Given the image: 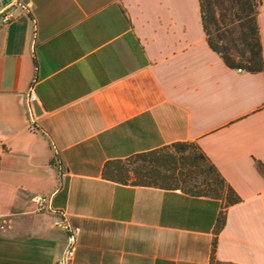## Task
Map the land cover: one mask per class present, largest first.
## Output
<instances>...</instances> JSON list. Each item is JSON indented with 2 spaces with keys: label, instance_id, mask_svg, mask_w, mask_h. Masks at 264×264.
<instances>
[{
  "label": "crops",
  "instance_id": "obj_1",
  "mask_svg": "<svg viewBox=\"0 0 264 264\" xmlns=\"http://www.w3.org/2000/svg\"><path fill=\"white\" fill-rule=\"evenodd\" d=\"M25 1L0 23V264H60L56 218L79 228L67 264H264V62L228 66L199 0ZM257 22L264 61V0ZM175 142L197 144L240 201L102 176Z\"/></svg>",
  "mask_w": 264,
  "mask_h": 264
},
{
  "label": "trees",
  "instance_id": "obj_2",
  "mask_svg": "<svg viewBox=\"0 0 264 264\" xmlns=\"http://www.w3.org/2000/svg\"><path fill=\"white\" fill-rule=\"evenodd\" d=\"M206 39L231 67L250 72L263 69L257 15L261 0H199ZM218 14V17L216 16ZM104 179L131 186L154 187L224 199V208L240 201L199 146L175 142L156 150L105 163ZM225 223L220 213L217 232ZM216 239L213 243L214 256Z\"/></svg>",
  "mask_w": 264,
  "mask_h": 264
},
{
  "label": "built area",
  "instance_id": "obj_3",
  "mask_svg": "<svg viewBox=\"0 0 264 264\" xmlns=\"http://www.w3.org/2000/svg\"><path fill=\"white\" fill-rule=\"evenodd\" d=\"M29 3L25 0H0V23L8 24L14 21L19 12H27L29 10ZM239 72H244L243 67H237ZM37 101L36 95L33 92L32 85L29 86V92L25 98V106L29 119L35 115L34 103ZM50 197L47 196H35L32 198V203L41 210L44 208L45 204L49 201ZM55 227L63 229L67 234L66 246L62 256L60 264H67L71 259H73L76 249H77V235L79 233V228L72 227L64 218H56L53 221ZM2 228V227H1Z\"/></svg>",
  "mask_w": 264,
  "mask_h": 264
},
{
  "label": "water",
  "instance_id": "obj_4",
  "mask_svg": "<svg viewBox=\"0 0 264 264\" xmlns=\"http://www.w3.org/2000/svg\"><path fill=\"white\" fill-rule=\"evenodd\" d=\"M34 106H35V113H36V114H39V112H40V108H39L38 103L35 102V103H34Z\"/></svg>",
  "mask_w": 264,
  "mask_h": 264
},
{
  "label": "rangeland",
  "instance_id": "obj_5",
  "mask_svg": "<svg viewBox=\"0 0 264 264\" xmlns=\"http://www.w3.org/2000/svg\"><path fill=\"white\" fill-rule=\"evenodd\" d=\"M216 16L218 17V14Z\"/></svg>",
  "mask_w": 264,
  "mask_h": 264
}]
</instances>
